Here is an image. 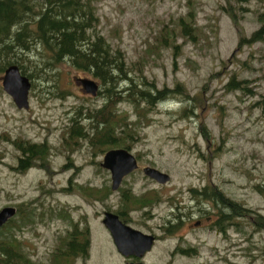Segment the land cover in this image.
Instances as JSON below:
<instances>
[{
  "label": "rangeland",
  "instance_id": "1",
  "mask_svg": "<svg viewBox=\"0 0 264 264\" xmlns=\"http://www.w3.org/2000/svg\"><path fill=\"white\" fill-rule=\"evenodd\" d=\"M88 2L96 17L91 38L102 36L119 51L140 88L174 93L154 105L103 107L105 96L85 93L77 79L99 80L61 61L34 72L29 107L20 109L0 73V210L17 208L4 232L13 233L26 264L83 263L79 255H58L73 231L89 241L86 263L118 264L102 223L113 211L156 236L144 264H264V42H239L264 24V0ZM179 18L193 35L183 34ZM232 75L245 87L230 89ZM128 85L122 78L115 88L125 93ZM104 119L113 120L118 146L93 139L92 127ZM21 140L47 147L22 172ZM112 148H127L139 164L117 190L101 166ZM147 165L170 180L147 177ZM192 188L222 194L232 211L216 193L202 198ZM205 215L210 221L197 225ZM188 248L193 253L181 251Z\"/></svg>",
  "mask_w": 264,
  "mask_h": 264
},
{
  "label": "trees",
  "instance_id": "2",
  "mask_svg": "<svg viewBox=\"0 0 264 264\" xmlns=\"http://www.w3.org/2000/svg\"><path fill=\"white\" fill-rule=\"evenodd\" d=\"M88 3V0H0V73L9 65L16 64L34 86L33 79L36 78L34 72L40 70L43 72L47 68L54 70L55 63L66 61L72 68L85 71L99 80L100 88L97 95L105 96L103 107L109 102L116 106L122 100L138 103L145 101L146 104L154 105L166 98V94H173L174 91L167 88L153 90L140 88L139 83L126 74L119 51L113 53L102 36L91 38L88 30L92 29L96 17ZM178 24L184 35H193V26L184 18H179ZM242 41L247 44L264 42V24L255 29L250 37H241L240 44ZM122 78L127 79L129 83L124 90L125 93L115 88ZM242 82L244 81L237 80L232 75L229 88L242 89L245 87L242 86ZM100 112L101 110H96V114L101 115ZM91 118L87 119L92 121ZM113 123V120L104 119L96 121V125L92 127L95 132L93 139H97L99 145H119ZM72 131L77 135L81 133L78 128L74 129V126ZM15 146L22 152L18 157V168L21 172L26 171L33 165L35 159H40L47 152L44 143H28L21 140ZM191 192L202 198L218 195L217 202L224 204L223 207L228 211L233 209L224 196L217 194L215 190H211L209 194L205 188L200 192L192 188ZM125 198H128L127 195ZM21 217L23 221L28 220L27 213ZM222 220L221 216L216 221L218 223ZM11 221L12 219H9L0 228V264H26V257L20 251L19 242L15 240L13 233L10 230L4 232ZM219 227L224 231V225ZM77 234V232L70 234L74 237L67 239L65 254L60 252L58 255L71 257L86 253L87 239L78 243ZM193 250L188 248L181 251L190 254Z\"/></svg>",
  "mask_w": 264,
  "mask_h": 264
},
{
  "label": "water",
  "instance_id": "3",
  "mask_svg": "<svg viewBox=\"0 0 264 264\" xmlns=\"http://www.w3.org/2000/svg\"><path fill=\"white\" fill-rule=\"evenodd\" d=\"M85 93L96 95L98 84L96 81L84 77L77 79ZM2 87L8 93L18 108L29 107V90L31 80L23 74L16 64L9 65L2 76ZM101 165L111 173L112 189L118 188L122 178L137 169L136 157L126 148L108 150ZM143 172L158 183L169 181V174L155 167L146 166ZM15 213V207L6 206L0 210V227ZM104 225L109 229L117 249L125 254H133L140 257L151 248L154 236L146 234L123 223L115 213L106 211L103 218Z\"/></svg>",
  "mask_w": 264,
  "mask_h": 264
},
{
  "label": "flooded vegetation",
  "instance_id": "4",
  "mask_svg": "<svg viewBox=\"0 0 264 264\" xmlns=\"http://www.w3.org/2000/svg\"><path fill=\"white\" fill-rule=\"evenodd\" d=\"M202 189H200L199 190V192L201 191ZM210 219V215H205L204 216V220L203 219H198L195 223H197V225L198 224H202V223H204V221H208ZM210 221V220H209ZM208 221V222H209ZM194 223V224H195ZM216 224H217V221L215 220V222H214V225L216 226ZM73 232H75V231H73ZM72 232V233H73ZM70 237H74V236H71V235H69ZM155 240H157V238H156V236H155ZM78 243L80 242V240L78 239V240H76ZM111 242H112V244H113V246H114V249H115V255L119 258L118 259V261H117V263L118 264H144V262H143V259H144V257L151 251H149V252H147V253H145L144 255H143V257H141V258H139V257H137V255H125V254H123V253H121V252H119L118 251V249H117V247L115 246V243L113 242V240H112V238H111ZM156 242V241H155ZM155 244V243H154ZM154 244H153V246H154ZM89 246H90V244H89V241L87 240V246H86V248H87V251H86V253L84 254V255H79V256H81L82 257V259H83V263H81V264H88V263H86V261L90 258V254H89V251H88V248H89ZM153 248V247H152ZM96 264H99V260L97 259L96 260Z\"/></svg>",
  "mask_w": 264,
  "mask_h": 264
}]
</instances>
